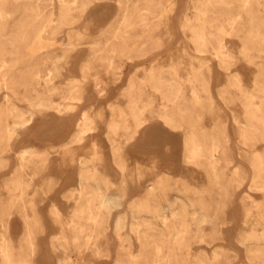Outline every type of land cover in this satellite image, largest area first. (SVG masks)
<instances>
[{"label":"rangeland","instance_id":"1","mask_svg":"<svg viewBox=\"0 0 264 264\" xmlns=\"http://www.w3.org/2000/svg\"><path fill=\"white\" fill-rule=\"evenodd\" d=\"M0 264H264V0H0Z\"/></svg>","mask_w":264,"mask_h":264},{"label":"bare ground","instance_id":"2","mask_svg":"<svg viewBox=\"0 0 264 264\" xmlns=\"http://www.w3.org/2000/svg\"><path fill=\"white\" fill-rule=\"evenodd\" d=\"M40 2H41V0H40ZM37 4H39V2H37ZM66 13V12H65ZM63 17V16H62ZM60 115V114H59ZM86 115H87V113H86ZM84 116V115H83ZM87 118V116L85 117V119ZM85 119H84V121H85ZM83 121V122H84ZM82 121H80V123H81ZM144 122H146V120H144V121H139V122H137V125H136V127H139L140 125H143L144 124ZM98 123V122H97ZM88 124V123H87ZM78 126H79V123H78ZM91 127V126H90ZM79 128V127H78ZM92 128V127H91ZM90 128V129H91ZM80 135V134H79ZM76 136H77V134H76ZM100 159H102V156L100 157ZM106 165L105 164H103V165H101L100 166V169H106ZM102 171V170H101ZM104 191V190H103ZM103 193V192H102ZM108 193V192H107ZM113 198H114V195H113V193H108V194H106V201L110 204V205H113L114 204V202H113Z\"/></svg>","mask_w":264,"mask_h":264},{"label":"crops","instance_id":"3","mask_svg":"<svg viewBox=\"0 0 264 264\" xmlns=\"http://www.w3.org/2000/svg\"><path fill=\"white\" fill-rule=\"evenodd\" d=\"M50 249V248H49Z\"/></svg>","mask_w":264,"mask_h":264}]
</instances>
